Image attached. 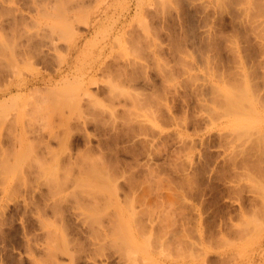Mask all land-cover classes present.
Returning a JSON list of instances; mask_svg holds the SVG:
<instances>
[{
	"label": "rangeland",
	"instance_id": "rangeland-1",
	"mask_svg": "<svg viewBox=\"0 0 264 264\" xmlns=\"http://www.w3.org/2000/svg\"><path fill=\"white\" fill-rule=\"evenodd\" d=\"M0 264H264V0H0Z\"/></svg>",
	"mask_w": 264,
	"mask_h": 264
},
{
	"label": "bare ground",
	"instance_id": "bare-ground-1",
	"mask_svg": "<svg viewBox=\"0 0 264 264\" xmlns=\"http://www.w3.org/2000/svg\"><path fill=\"white\" fill-rule=\"evenodd\" d=\"M60 37H61V36H60ZM64 41H65V40H64ZM66 50H67V46H66ZM66 50H65V51H66ZM57 52H58V51H57ZM69 53H70V52H69ZM58 57H59V56H58ZM61 62H62V61H61ZM246 82H247V81H246ZM243 84H244V83H243ZM243 84H242V85H243ZM243 86H244V88H245V85H243ZM246 87H247V90H248V92H249V91H250V88H249V85H248L247 83H246ZM239 89H240V88H239ZM242 89H243V87H241V90H242ZM241 90H240V91H241ZM239 94H240V95H239ZM248 94H249V93H248ZM250 94H251V93H250ZM236 95L240 96L239 99L242 97V98H241L242 100H244V99H245V100H247V99L249 100L248 95H247V93H246L245 90H244L243 94H241V93L239 92V93L236 94ZM70 96H71V95H70ZM228 97H231L230 94L228 95ZM232 97H233V96H232ZM249 97H250V96H249ZM237 98H238V97H237ZM235 99H236V98H235ZM239 99H238V100H239ZM241 99L239 100V102L241 101ZM252 99H253V98H252ZM229 100H230V99H229ZM229 100H228V101H229ZM231 100H232V99H231ZM236 100H237V99H236ZM232 101H233V100H232ZM251 101H252V100H251ZM237 102H238V101H237ZM253 102H254V101H253ZM229 103L231 104V101H230ZM241 103H242V102H241ZM227 104H228V103H227ZM243 104H244V103H243ZM251 104H252V103H251ZM228 109H229V108H228ZM232 110H233V109H232ZM233 111H234V110H233ZM233 111H232V112H233ZM232 112H231V113H232ZM235 112H236V111H235Z\"/></svg>",
	"mask_w": 264,
	"mask_h": 264
}]
</instances>
